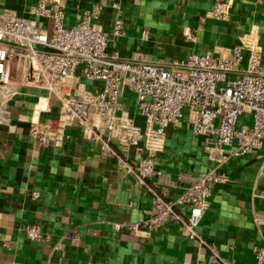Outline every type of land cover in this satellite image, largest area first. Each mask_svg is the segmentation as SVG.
Here are the masks:
<instances>
[{
	"label": "crops",
	"instance_id": "0c3cea01",
	"mask_svg": "<svg viewBox=\"0 0 264 264\" xmlns=\"http://www.w3.org/2000/svg\"><path fill=\"white\" fill-rule=\"evenodd\" d=\"M58 1L66 26L84 10L101 6L95 24L108 33L107 52H115L118 60L138 53L141 60L156 64L193 53L227 56L255 28L264 73V0H222L229 3L226 20L211 17L215 0ZM36 3L0 0V13L33 17ZM117 18L124 24L123 36L111 34ZM38 22L49 25L45 19ZM77 82L88 90L100 87L83 78ZM5 88L0 84V108L6 115L0 122V264H206L208 250L197 239H188L182 224L166 222L149 235L141 226L155 212L148 188L175 199L190 176L213 166L207 152L213 141L193 133V114L187 108L178 126L165 129L163 149L155 155L154 168L162 174L141 183L132 171L138 159L133 149L123 152L122 160L104 156L77 126L65 129L61 146L35 145L30 122L56 118L60 104L28 81L15 60ZM6 90L12 92L9 97ZM119 103L143 129L134 94L124 88ZM242 120L248 122V115ZM263 153L264 145L222 165L226 181L211 186L197 228L227 264H256L252 248L264 243ZM178 212L187 216L185 208ZM28 224H38L43 239L29 240L23 231Z\"/></svg>",
	"mask_w": 264,
	"mask_h": 264
},
{
	"label": "built area",
	"instance_id": "2783aa9c",
	"mask_svg": "<svg viewBox=\"0 0 264 264\" xmlns=\"http://www.w3.org/2000/svg\"><path fill=\"white\" fill-rule=\"evenodd\" d=\"M101 10L93 5L71 26L64 24L58 0H37L31 9L33 17L0 13V84L9 86L10 62L15 60L28 81L59 101L56 118L30 122L29 135L35 145L61 146L65 129L77 126L104 156L122 160L121 154L133 149L138 159L132 171L141 183L162 174L154 168L155 155L163 149L165 129L178 126L187 108L193 114V133L213 141L207 147L213 166L190 176L175 199L168 200L163 193L148 188L155 212L141 226L149 235L166 222L180 223L188 239H197L208 250L206 264H227L213 245L200 237L197 228L208 206L211 186L226 181L222 165L264 145V73L258 32L254 28L242 35L227 56L193 53L168 64H156L141 60L138 53L131 60H118L115 52H107L108 33L95 24ZM210 15L226 20L228 1L215 0ZM38 19L47 20L49 25L40 26ZM111 34H125L120 18L114 21ZM78 78L100 83V87L85 89ZM124 88L135 96L144 118L143 129L122 111L119 99ZM5 93L6 97L12 94L10 90ZM245 115L249 121L241 122ZM4 121L1 107L0 122ZM260 157L264 173V153ZM181 208L187 209L186 217L179 214ZM129 228L138 229L136 225ZM23 231L31 241L43 239L38 224L25 225ZM252 254L256 264H264V243L253 246Z\"/></svg>",
	"mask_w": 264,
	"mask_h": 264
}]
</instances>
